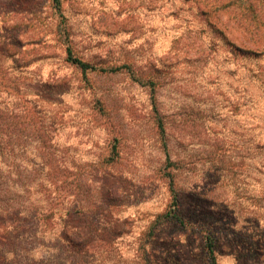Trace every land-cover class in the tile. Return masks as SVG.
I'll use <instances>...</instances> for the list:
<instances>
[{"label": "rangeland", "instance_id": "rangeland-1", "mask_svg": "<svg viewBox=\"0 0 264 264\" xmlns=\"http://www.w3.org/2000/svg\"><path fill=\"white\" fill-rule=\"evenodd\" d=\"M0 113L20 203L94 211L33 264H264V0H0Z\"/></svg>", "mask_w": 264, "mask_h": 264}, {"label": "trees", "instance_id": "trees-1", "mask_svg": "<svg viewBox=\"0 0 264 264\" xmlns=\"http://www.w3.org/2000/svg\"><path fill=\"white\" fill-rule=\"evenodd\" d=\"M66 61L84 71L93 69L88 63L74 57L70 47H66ZM1 118H4V114L2 113H0ZM158 120L159 128L163 133L162 120ZM0 130V132L3 131L2 127ZM6 141L0 140V264H33L34 262L28 258L33 250L42 248L48 252L55 247L53 243H56L59 251L66 249L68 245L72 244L78 252H83V249L89 246L90 241L82 236L81 227H79L80 232L78 234L80 237L75 242L71 241L69 233L70 221L75 216L81 220L87 219L88 217L93 220L94 217L92 215H94V211L91 212L83 206L80 207L78 201H75L73 208L68 205H65L64 208H56L55 206L57 204L60 205L63 202V205L64 202H68L67 196L69 194H67L66 187L64 186L66 176L52 169L40 177L33 174L31 180L32 184L39 188L38 192L44 193L45 205L43 207H36L35 205L24 207L20 203L19 189L21 186L18 185L19 174L15 173L14 175H10L9 173H4L5 169L3 168V166L11 168V164H15V167L19 166L20 162L19 160H14V154H12L11 164L6 163V159L4 158L6 151L13 153L18 149L14 147H18L19 144H10V142ZM165 145L164 142V147ZM43 158L41 165L48 166L52 163L57 165L56 159L50 156ZM44 181H47L50 185H54L53 196L50 195L51 192L46 194V189L43 187ZM60 210H63V213L59 214L58 217H60V222L63 227L61 231L56 233L57 231H54V225L56 224L54 217ZM45 236H48L47 241H45ZM41 239L45 242L42 243ZM204 242V248L211 259V263L216 264L215 255L217 243L215 239L211 235L206 236ZM66 260V257L63 258L61 264H67L68 262Z\"/></svg>", "mask_w": 264, "mask_h": 264}]
</instances>
